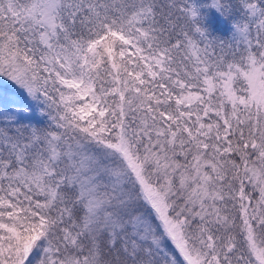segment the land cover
I'll return each instance as SVG.
<instances>
[{
	"label": "snow or ice",
	"instance_id": "6c2138e0",
	"mask_svg": "<svg viewBox=\"0 0 264 264\" xmlns=\"http://www.w3.org/2000/svg\"><path fill=\"white\" fill-rule=\"evenodd\" d=\"M0 264H264V0H0Z\"/></svg>",
	"mask_w": 264,
	"mask_h": 264
}]
</instances>
